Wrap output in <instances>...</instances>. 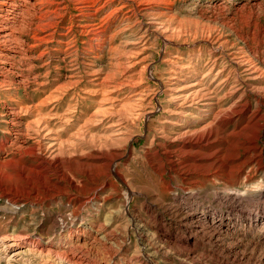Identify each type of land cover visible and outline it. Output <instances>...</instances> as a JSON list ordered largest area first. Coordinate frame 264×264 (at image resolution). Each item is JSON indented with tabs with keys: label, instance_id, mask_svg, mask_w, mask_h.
Listing matches in <instances>:
<instances>
[{
	"label": "rangeland",
	"instance_id": "374dc122",
	"mask_svg": "<svg viewBox=\"0 0 264 264\" xmlns=\"http://www.w3.org/2000/svg\"><path fill=\"white\" fill-rule=\"evenodd\" d=\"M32 1L31 3H34L38 10L50 9V11L56 12L50 18L47 15L49 19H52L51 21L46 20V24H49L47 29L52 33L53 38L43 45L37 43L35 48L29 51L30 59L18 58L15 69L7 73L9 82L4 87H0V112H2L0 121L2 117L4 119L8 117L5 114L18 104L28 102L36 106L47 96L52 97L53 95L55 99L51 100L50 105L56 103L59 106V116H65L68 112H74L75 115L65 125L57 119L52 120V123L60 126L61 130L56 137L64 142L62 145L65 147V142L71 140L70 137L75 135L79 128H81L80 131H84V135L92 134L96 141L101 136L103 137L104 126L110 121L109 115H106V119L100 123L94 121L93 124L90 122L88 124L85 121L95 109L97 100L101 99L99 96L101 87L98 84L104 82L102 86L105 87L106 84H112L110 80L114 82L121 80L118 75L121 72H129L134 77L132 82L134 85L132 88L120 92L119 100L122 103L131 100L129 103L139 104L138 106L143 110V117L141 124L135 122L134 127L130 128V139L122 140L119 143L121 152H123L119 156L120 158L115 160L113 168L118 170V174L121 172L119 176L123 177L112 175L114 186L101 187L99 185L98 187L96 185V189H88L89 187L85 184L87 178L83 176L81 169L76 165H72L73 167L67 165L66 168H60L53 172L48 171L46 177V184H50L48 188H51V184H56L55 188L50 189L53 196H47L46 190H42L33 196L19 197L18 207L6 211L5 199L7 198L0 195V209L2 208L0 210V235L14 236L13 234H15L14 237L19 235L23 237L21 239H31L44 248H51L49 246L57 237L64 233H75L78 237L81 236L84 243L86 242L85 244L79 243L76 245L77 248L73 247L77 252L79 251L78 264H264V226L261 225L264 221V213L262 211L258 213L261 220L255 226L256 212L253 207L256 202L264 206V120L257 123L260 129L256 134L245 129L240 135L235 134L232 138L227 134L238 133L241 127L235 129L231 127L221 140V146L217 144L200 150L195 149L194 154H186L185 156L193 158L197 162L193 165L190 163L192 165L190 168L178 165L176 168L178 173L171 174L170 190H165L164 185L162 186L158 181L159 171L150 164L156 157L155 146L148 145L149 140L151 141L157 134L156 131L164 117L163 108L167 104H171L167 93L170 75L185 80L186 75L190 76L189 69L200 71L213 59L218 61L219 68H227L231 74L235 75L238 74V67L234 60L240 56L247 59L250 57L246 52L244 42L235 36L233 30L244 17V10L241 8L248 0H226L227 3L223 8L210 7L219 4L222 0H169V5L160 6V9L154 11V17L142 12L140 14V11H135L132 4L127 2L122 12L119 11L112 16L109 12L115 5L106 6L95 18H90L91 20L82 18L76 4L71 0ZM121 1L126 2V0ZM262 9L264 10V5ZM131 11L133 14L126 22L125 16L131 15ZM232 16L236 18L235 22L232 25L226 24V18L230 19ZM241 16L243 17L241 18ZM257 20L260 26H264V13H261ZM155 22L157 23L155 24ZM119 23L120 25H118ZM100 24L104 29L102 28L99 34L89 33L90 26L98 27ZM162 24L163 26L160 27ZM228 25H230L229 28ZM241 25L244 26L243 20ZM158 28L161 30L159 31ZM209 36L224 38L225 41L215 46ZM244 51L245 53H243ZM40 52L43 54L41 55ZM250 61L254 64L259 63L253 57ZM174 64L176 65L174 66ZM28 65L34 67L29 69ZM263 67L261 66V70L264 73ZM2 71V73H6L4 70ZM21 75L26 77L27 84L24 85L26 82L22 85L18 83ZM107 77L109 80L103 81ZM77 81V85H74L73 83ZM68 82L69 84L61 86ZM106 88L109 89L107 86ZM46 92L49 94L47 95ZM136 93L139 96L135 95ZM40 97L42 98L40 99ZM133 99L139 100L133 101ZM46 106H48L46 102L44 105L38 106L43 116L46 113ZM250 112L254 113L250 124L255 123L256 119L264 113V111L256 112L253 109ZM194 115L196 118H200L204 114L199 115V112H195ZM34 116L35 114L32 117ZM245 124L246 121H243L239 125ZM1 126L0 137L4 138L7 134L10 136L7 132L9 125H3L6 126V130ZM2 128H4V134L1 133ZM105 132L107 131L105 130ZM84 135L80 137H84ZM234 140L236 145L227 149V145L233 144ZM252 145L256 149H253ZM210 152H213L210 154L211 156ZM204 154H207L206 158L203 157ZM1 155L0 153V157ZM21 158V155L17 154L13 159ZM226 158L231 159L227 160ZM181 161L182 158L178 164ZM222 162L226 164L223 165ZM0 171H2L0 172L2 175L5 172L11 175L10 168H0ZM166 179H169L167 175ZM1 181L2 187L4 186L5 189H10L13 184H18L16 178L11 177L5 178V181L4 178H1ZM218 192H220L219 194H240L238 196L243 198L242 208L223 204L215 197ZM155 195H159L161 198L156 199ZM44 196L45 198H43ZM249 205L250 207H248ZM211 219L221 220L223 223L218 230L213 232V236L209 234L210 230L204 228L198 235L199 238L191 241V244L181 242V239L187 235V231L197 225L196 222L202 223ZM249 222L253 225L249 226ZM100 226H103L104 229ZM174 238L176 241H173ZM63 249L64 247H60L58 250L62 251ZM46 264L53 263L48 261Z\"/></svg>",
	"mask_w": 264,
	"mask_h": 264
},
{
	"label": "bare ground",
	"instance_id": "6f19581e",
	"mask_svg": "<svg viewBox=\"0 0 264 264\" xmlns=\"http://www.w3.org/2000/svg\"><path fill=\"white\" fill-rule=\"evenodd\" d=\"M31 1L30 0H0V69L2 68V70H4V72H6V73H2L3 71L2 70H1L2 72L0 71V76L2 77L0 79V87H4V85L7 84V82H9V77H8L7 73H9L10 71H13V69H15V63L18 60V58H22L24 60L30 59L29 51L32 50L33 48H35L37 43L40 45H43V44H46L47 41H49L53 38L52 33H50L47 29L49 24H46V20L49 19L50 16L56 12L50 11V9L44 10V11L38 10L36 8V6L34 5V3H31ZM40 1H42V0H40ZM71 1H73L76 4V7L78 9L80 16L82 18H85V19L95 18L97 16V14H99V12L102 9L106 8V6H112V5H115V7L109 12V14L112 16L116 15L119 11L120 12L123 11V9L126 7L127 2H130L132 4L135 11H140V14H141V12L145 13L146 15L149 14V16L150 15L153 16L154 11H156V9H160V6L162 7V6H166V5L170 4L169 0H126L125 3H123V1H121V0H71ZM51 2H54V1H51ZM226 3H227L226 0H222L219 4L214 5V6H210V7H217V8L222 7L223 8V6H225ZM40 5H41V3H40ZM263 5H264V0H248V1H246L244 3V6L241 8L242 10H244V14L242 13L244 17L241 16V18L243 17L241 19V22L243 20L244 26H242L241 22H239L235 25V28L233 29L235 36L239 40L244 42V44L246 46V52L250 55V57L248 59L242 58L240 56L239 58H236L234 60L236 66L238 67V74H235V75L231 74V72H229L230 70L228 71L227 68H223V69L219 68L218 67V61L216 59H213L212 61H210V63L208 65H206L205 67H202L200 71H197V70L195 71V70L189 69L188 74H190V76L186 75L185 80H181V79L176 78L175 76L170 75L171 78L169 80V85H168L169 89H168L167 93L169 94L168 96L170 97L171 104L170 105L167 104L163 108L164 117H163L162 121L160 122V125L156 131L157 134L154 135L153 139L151 141L149 140V143H148L149 146H152V145L155 146L154 147L155 148L154 154H156L155 155L156 157H155L154 161L150 162V164L154 165L156 167L155 169H157L159 171L158 181L162 184V186L164 185L163 188H165V190L171 189V186H170L171 180H172L171 174H175L177 172L176 168L178 167V165L181 164L182 166L185 165L186 167L190 168L193 165V163L196 164L197 160L190 158L188 156H185L186 154L191 155L195 149L200 150L203 148L212 147L213 145H217V144H219L221 146V144H220L221 140L225 137V134L229 131V129L231 127L234 129L241 127L238 133L230 132L229 135L227 134V136H230L232 138L235 134L240 135V133L245 129H248L249 132H251L252 134L258 133L260 127L258 128L259 125H257V123H260L259 121L264 120V113L261 116L259 115L260 117L258 119H256L257 120L256 122L254 121L255 123L252 122V124H250V120H251L252 116L254 115V113L250 112V111H251V109L255 110L256 112L264 111V73H263V70H261V66L262 67L264 66V26H262V25L260 26L258 24V20H257L259 15L261 13H264V10L262 9ZM47 6H49V5H47ZM63 7H64V5H63ZM38 8H41V7H38ZM224 9H226V8L224 7ZM192 10H194V9H192ZM54 11H55V9H54ZM130 13H131V15L125 16L126 22H127V20H129L131 18L133 11H131ZM236 13H237V11H236ZM47 15L49 18L47 17ZM214 18H216V17H214ZM226 19H227L226 24L229 23L231 25L236 20V18H233V16L230 19H228V18H226ZM49 20L51 21L52 19H49ZM209 20H212V19H209ZM52 22H54V21H52ZM55 23H56V21H55ZM143 23H145V22H143ZM156 23L157 22H155V24ZM101 24L98 27L90 26L89 27L90 28L89 33L99 34L101 29L103 28L101 26ZM118 25H120V23ZM220 25H223V24L220 23ZM124 26H125V24H124ZM153 26H154V24H153ZM161 26H163V24L160 25V27ZM229 26L230 25H228L227 27L229 28ZM86 27H87V25H86ZM152 28H155V27H152ZM156 28H157V26H156ZM230 28H232V27H230ZM245 28H247L248 31L244 30ZM158 30H159V28H158ZM215 32H216V30H215ZM213 36H214V34H213ZM211 39L215 43V46H216V44H221L225 41L224 38H220V37H213ZM125 40H126V38H125ZM206 40H208V39H206ZM122 47H124V46H122ZM112 48H114V47H112ZM120 49H122V48H120ZM239 52H241V51H239ZM243 53H245V51ZM42 54L43 53H41V55ZM38 55H39V53H38ZM112 56H113V54H112ZM242 56H243V54H242ZM75 57H76V55H75ZM118 57H119V55H118ZM118 57H117V59H118ZM252 57L259 62L258 63L259 65L254 64L250 61ZM122 61H123V59H122ZM193 61H194V59H193ZM206 62H207V60H206ZM173 63H175V62L173 61ZM195 64H196V62H195ZM175 65L176 64H174V66ZM33 67H34L33 65L32 66L28 65L27 68L30 69ZM118 68H119V66H118ZM143 68H144V66H143ZM147 68H148V65H147ZM18 69H21V68L18 67ZM125 69H126V67H125ZM263 69H264V67H263ZM117 70H119V69H117ZM138 70H139V68H138ZM122 71H124V70H122ZM134 72H136V71H134ZM72 73H71V75H72ZM35 75H37V74H35ZM104 75H105V73H104ZM118 75H120L119 79H121V80H118L115 82L110 80V82L112 84H110V83L108 85L106 84V86L109 88L108 90H107L106 86L105 87L102 86V85H104V82L101 81L102 83L98 84V86L101 87L100 88L101 94L99 95V96H101V99L97 100L98 102L96 103V105L94 107L95 109L92 111V113L89 115V117L87 116L88 118L85 120L88 124H89V122H90V124H93L94 121L100 123L104 119H106V117H105L106 115H109L110 121L107 122L106 123L107 125L104 126L103 137L101 136L96 141H94L95 137H93L92 134H85L84 135V131H80L81 128H79L77 133L70 137L71 140H68L67 142H65L66 146L64 147L62 145V144H64V142L60 141L56 137L58 132L61 130V129H59L60 126L55 124V123H52L53 122L52 120L57 119L60 123L65 125V124L69 123L71 121V119H73L75 117V115H74V112H68L65 116H59L60 115V114H58V107L59 106L56 103L52 104V106L50 105L51 100H54L55 96H53V95H52V97L47 96L49 94L47 92H46L47 97L44 100H42L41 103L36 104V106L29 104L28 102H24L22 104L16 105V107L14 109H9L7 114H5L6 113V110H5L4 114L7 115L8 117H6L5 119H4V117H2V120L0 121V123H1L0 126L2 125L1 127L5 128L6 126H3V125L8 124L9 128L7 129V132L9 133L10 136H8V134H7V136H5L4 138L2 136L0 137V153L2 154L0 157V168H5V167L10 168L11 175L7 174L5 172L3 175L0 174V179L4 178V181H5V178H7V177H11L14 179L16 178V181L18 183V184H13V186H11L10 189H5L4 186L2 187V184H1L2 181L0 182V195L2 197L7 198V199H5L6 200V202H5L6 211L8 209H16V207H18V205H19L18 204V202H19L18 198L19 197H23V196L29 197L31 195L33 196L35 194L42 192V190L43 191L46 190L47 196H49V197L53 196L54 194L53 195L51 194L50 189L55 188L56 184H51V188L50 189L48 188L50 186V184H46V177L48 176L47 172L48 171L53 172L55 170L57 171L60 168H62V169L66 168L65 166H67V165L68 166L76 165L77 167H79L81 169L83 176L85 178H87V181L85 184H86V186L89 187L88 189H90V188L93 189V188L97 187L96 185H98V187H99V185L101 187L106 186V185H110V186L113 185L112 184L113 183L112 175H115L118 177L119 174L121 173L120 172L118 174V170L116 168H113L115 160L123 152V151L121 152V146L119 143L122 140L124 141L126 139H130V137H129V131L131 130L130 128L134 127L135 122L138 124H141V121H142L141 119L143 117V110L138 106L139 104L133 105L132 103H129L131 100L127 103H122L119 100V97L121 95H118V94L127 88L128 89L132 88V86L134 85L132 83L134 81V77L131 74H129V72H121ZM108 77L106 79H103V81H106V80L108 81L109 80ZM26 81H27L26 77L21 75L19 77L18 83L22 85V83H24ZM95 82L97 83V81H95ZM57 83H59V82H57ZM77 83H78V81L73 83V84L77 85ZM105 83H107V82H105ZM25 84H27V82L24 83V85ZM67 84H69V82L62 84L61 86H65ZM70 84L72 85V82ZM16 86H19V85H16ZM59 87H60V85H59ZM142 89H144V88H142ZM3 90H4V88H3ZM51 90H53V89H51ZM27 92H28V90H27ZM138 93H139V91H138ZM140 93H142V92L140 91ZM135 95L139 96L137 93ZM168 96H167V98H168ZM41 98L42 97H40V99ZM132 98H135V97H132ZM130 99H131V97H130ZM135 99H133V101H138L140 98L137 100H135ZM95 100H96V98H95ZM126 101H128V99ZM18 102H19V100H18ZM45 102H46V105H48V106H46V113L43 116L42 113L40 112V109L38 108V106L44 105ZM2 105H3V103H2ZM195 112H199V115H202V114H204V115L201 116L200 118H196L194 115ZM249 112H250V114H248ZM0 113H2V112H0ZM85 113H86V111H85ZM34 114H35V116L32 117ZM82 121L84 123V120H82ZM243 121H246V124L243 126H240L239 124ZM261 125H262V123H261ZM4 128H2V130H3V131H1L2 134H4ZM5 130H6V128H5ZM105 130L107 132H105ZM86 131H90V130H86ZM79 132H81V133H79ZM81 135H84V137H80ZM66 136H68V135H66ZM131 138H132V136H131ZM151 138H152V136H151ZM250 142H252V141H250ZM131 144H133V141H131ZM235 145H236V142L234 140L233 144L227 145V149L233 148ZM252 146H254V145H252ZM254 148H255V146L253 147V149ZM200 152H202V151H200ZM145 153H147V152H145ZM212 153L213 152H210L209 155ZM219 153H220V151H219ZM17 154L21 155L22 158L17 159V160L13 159ZM207 154H204L205 156H203V157L206 158ZM181 155H182V157H181ZM200 155H201V153H200ZM200 155H199V157H200ZM181 158H182V161L178 164V161H180ZM219 158H220V156H219ZM226 159L228 160L231 158H226ZM217 161H218V159H217ZM226 162H228V161H226ZM190 163L192 165H190ZM221 164H220V166H221ZM224 164H226V163L224 162L223 165ZM29 165H30V167H29ZM197 166H200V165H197ZM35 169H38V170H35ZM220 170H222V169H220ZM68 171H70V170H68ZM0 172H2V171H0ZM195 172H197V171H195ZM166 175L169 179H166ZM121 176H119V177H121ZM100 179H101V181H99ZM69 180H71V179H69ZM187 182H188V180H187ZM47 183H48V181H47ZM9 187H10V185H9ZM162 190H164V189H162ZM55 192H56V190H55ZM219 193L220 192L216 193L215 197H217L220 201H222L223 204L225 203L229 206H234L236 208L241 207V204L243 203V198L238 196L240 194L237 195V194H234L233 192H232L233 194H229V193L228 194H219ZM163 194L165 195V193H163ZM43 198H45V196ZM155 198L160 199L161 197L158 195ZM247 198H249V196H247ZM33 200H35V199H33ZM150 202H151V199H150ZM248 207H250V205ZM253 207H254V211L256 212L255 216H254V218H255L254 221L256 224L254 222L253 223L256 226L257 223L261 220L259 218L258 213L260 211H262L264 213V206L260 205V203L256 202V204ZM3 209H4V207H3ZM0 210H2V208ZM31 211H33L32 208H31ZM172 211H174V210H172ZM72 214H73V212H72ZM196 223H197V225L191 227L187 231V235L181 239V242L183 244H189L191 241H195L196 238L198 237V235L200 234V232H202V230L204 228L210 230L211 232L209 234L212 235L213 232L218 230V228H220L221 225H223L221 220L216 221L215 219L206 220V221H203L202 223H199V221H198ZM248 224H249V226L253 225L251 222H249ZM99 225H101V224H99ZM261 225L264 226V221L262 222ZM100 227L103 228V226H100ZM110 232H111V230H110ZM205 232H203V235H205ZM13 235L15 236V234H13ZM14 236L0 235V264H3V263L4 264H46V262H48V261L52 262L53 264H78L77 260L79 259V255H78L79 251L77 252V250L73 249V247L76 245H79V243H84V240L80 238L81 236L78 237V235H76L75 233H71V232L70 233H64L62 236L57 237V239H55V241L52 243V245L49 246L51 248H47V247L44 248V247L40 246L38 243H35L31 239H21L23 237H21L19 235H18V237H14ZM200 237H202V236H200ZM203 238H205V237H203ZM203 238H201V239H203ZM88 241H87V243H88ZM173 241H176L175 238ZM60 247H64V249L62 251H59L58 249ZM76 248H77V246H76Z\"/></svg>",
	"mask_w": 264,
	"mask_h": 264
}]
</instances>
